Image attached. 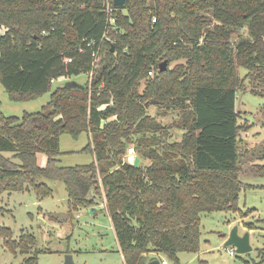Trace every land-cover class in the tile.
<instances>
[{
	"label": "trees",
	"instance_id": "16d2710c",
	"mask_svg": "<svg viewBox=\"0 0 264 264\" xmlns=\"http://www.w3.org/2000/svg\"><path fill=\"white\" fill-rule=\"evenodd\" d=\"M105 1L0 0V83L17 103L51 92L41 113L17 118L0 110V194L34 191L44 199L53 191L43 181H60L71 212L104 196L125 264H148L152 253L179 263L180 253L200 250L201 214L240 212L236 102L246 82L264 96V0H127L123 7L112 0L111 13ZM245 28L249 36L232 45ZM83 74L93 76L85 89L64 82L52 91L56 81ZM148 105L179 119L164 125ZM171 129L183 131L180 141ZM83 133L82 152L94 161L61 166V136ZM129 145L138 168L124 161ZM251 172L264 176V165ZM0 238L24 256L36 245L30 234L14 240L8 228ZM38 256L21 264H39Z\"/></svg>",
	"mask_w": 264,
	"mask_h": 264
},
{
	"label": "rangeland",
	"instance_id": "374dc122",
	"mask_svg": "<svg viewBox=\"0 0 264 264\" xmlns=\"http://www.w3.org/2000/svg\"><path fill=\"white\" fill-rule=\"evenodd\" d=\"M112 0L105 1V7H111ZM126 13V12H125ZM127 14V13H126ZM206 17L212 16L211 12ZM3 31H0V35ZM245 28L236 34L231 44L248 37ZM203 41V40H202ZM102 56L96 61V72L101 67ZM164 62V61H163ZM182 62H173L171 68ZM241 79L248 77L249 72L239 69ZM92 75H80L71 80L82 85L92 82ZM70 79H66L69 81ZM64 84V79L53 84L52 91ZM142 84L141 91H143ZM252 86L246 82V87L238 92L237 111L240 126V155L243 172L241 182L245 185L240 193L238 208L240 212H215L201 214V243L197 253H180L179 263L166 259L157 253L149 255V259L166 260L171 264H257L262 262L264 252V176L251 172L255 165H264V96L251 92ZM51 92L28 102H12L8 93L0 83V110L7 117L23 118L25 114L41 113L50 103ZM148 113L155 116L164 125H171L178 120L177 112H169L163 116V111L154 105H148ZM174 140L182 139L183 131L171 129ZM89 136L83 133L78 139L69 135L60 138V165L74 167L89 165L94 161L91 153L82 152L88 145ZM129 145L124 161L129 162ZM136 151V150H135ZM136 155L138 156L137 152ZM38 164L45 167L47 157L38 154ZM145 165L149 161L144 162ZM53 191L50 197L40 199L34 191L0 194V228H8L13 233V239L19 241L23 235L30 234L36 239V245L30 255H22L9 251L4 240L0 238V264H21L23 260L39 252V264H66L67 257L73 264H124L110 217L103 198L97 199V205L89 209L71 212L68 207V192L65 183L44 180ZM93 195V194H92ZM253 224L256 229L250 230L247 225ZM238 228L240 236L250 234L252 251L245 255L230 254L226 245L234 228Z\"/></svg>",
	"mask_w": 264,
	"mask_h": 264
},
{
	"label": "water",
	"instance_id": "95a60500",
	"mask_svg": "<svg viewBox=\"0 0 264 264\" xmlns=\"http://www.w3.org/2000/svg\"><path fill=\"white\" fill-rule=\"evenodd\" d=\"M115 7H123L126 5L127 0H113ZM160 72H165L168 70V61H164L160 64ZM64 86L68 89H85L86 86L82 85L76 81L69 80L66 81ZM51 110L44 113V115L47 117L51 114ZM141 159L137 156L133 160V166L135 168H138L140 166ZM227 246L233 247L232 249H236L237 254L239 255H245L252 251V246L250 243V234L246 233L243 236H240L238 233V228H234L231 232V235L229 236V239L226 243ZM66 264H73L72 258L67 257ZM148 264H160V261L154 260L149 262Z\"/></svg>",
	"mask_w": 264,
	"mask_h": 264
},
{
	"label": "built area",
	"instance_id": "2783aa9c",
	"mask_svg": "<svg viewBox=\"0 0 264 264\" xmlns=\"http://www.w3.org/2000/svg\"><path fill=\"white\" fill-rule=\"evenodd\" d=\"M107 9H108V12L109 13H111L113 11V9L111 7H108ZM111 23L114 24L115 23V20L112 19L111 20ZM98 58H99V52L96 55V61H97ZM150 74H152V73H150ZM128 156L131 159V161H130L131 164H133L134 157L136 156V152H135V149L134 148H129V150H128ZM235 253H236L235 250L231 248L230 249V254L231 255H234ZM160 264H171V263H168L166 260H162V261H160Z\"/></svg>",
	"mask_w": 264,
	"mask_h": 264
},
{
	"label": "crops",
	"instance_id": "0c3cea01",
	"mask_svg": "<svg viewBox=\"0 0 264 264\" xmlns=\"http://www.w3.org/2000/svg\"><path fill=\"white\" fill-rule=\"evenodd\" d=\"M64 82H65V80H64ZM135 157H137V155L135 156ZM134 157V158H135ZM139 157V156H138ZM128 158L130 159V157L128 156ZM131 163V162H130ZM141 163H142V160H141ZM141 163H140V165H141ZM123 260H124V258H123ZM124 264H125V262H124Z\"/></svg>",
	"mask_w": 264,
	"mask_h": 264
}]
</instances>
